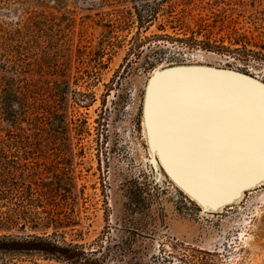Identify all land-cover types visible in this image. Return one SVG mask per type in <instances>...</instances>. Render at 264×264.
<instances>
[{"label":"rangeland","instance_id":"1","mask_svg":"<svg viewBox=\"0 0 264 264\" xmlns=\"http://www.w3.org/2000/svg\"><path fill=\"white\" fill-rule=\"evenodd\" d=\"M135 1L11 0L12 12L0 11L6 22L23 9L46 20L45 53L60 51L59 80L68 84L57 148L27 160L37 195L57 204L33 206V221L61 225L19 224L0 237H47L106 264H121L122 253L134 264H264V185L202 214L150 166L141 115L160 67L202 64L264 84V0H170L149 24L140 23ZM0 264L69 263L30 253L0 254Z\"/></svg>","mask_w":264,"mask_h":264},{"label":"bare ground","instance_id":"2","mask_svg":"<svg viewBox=\"0 0 264 264\" xmlns=\"http://www.w3.org/2000/svg\"><path fill=\"white\" fill-rule=\"evenodd\" d=\"M160 70L148 83L143 106L150 166L159 178L162 167L204 210L240 201L243 189L264 181V89L200 68ZM156 152L159 158L152 156Z\"/></svg>","mask_w":264,"mask_h":264},{"label":"trees","instance_id":"3","mask_svg":"<svg viewBox=\"0 0 264 264\" xmlns=\"http://www.w3.org/2000/svg\"><path fill=\"white\" fill-rule=\"evenodd\" d=\"M135 2L134 10L140 23L149 24L170 0ZM12 8L15 6L11 0H0V11L11 13ZM1 17L0 229H12L19 224L23 228L27 225L55 227L61 225L60 220L54 221L50 217L33 221V206L46 208L57 207V204L53 195H43L44 198L37 195L40 186L32 180L28 171L32 165L27 164V160L41 156L47 147L57 148L63 124V89L68 87L67 82L59 80L61 62L57 53L60 51L55 49V56L45 53L43 46L48 27L46 20L42 22V16L23 9L15 22L3 21ZM30 71L41 74V80L29 78ZM45 74L56 78L46 81L42 78ZM30 253L62 259L69 264H106L105 258L102 261L93 259L77 248L60 246L47 237L34 236L24 240L0 237L1 255ZM132 255L120 254L119 263L134 264Z\"/></svg>","mask_w":264,"mask_h":264},{"label":"water","instance_id":"4","mask_svg":"<svg viewBox=\"0 0 264 264\" xmlns=\"http://www.w3.org/2000/svg\"><path fill=\"white\" fill-rule=\"evenodd\" d=\"M177 68H200V69H204V70H207L209 72H213V73H220V74H227V75H231V76H235V77H239V78H242V79H245V80H248L249 82L261 87L262 89H264V84L258 80H256L255 77H252L250 75H247V74H244V73H240L238 71H233V70H228V69H214V68H211V67H203V66H194V65H176V66H171V67H160L158 69H161L160 72H166V71H171V70H174V69H177ZM156 70V69H155ZM154 70V71H155ZM152 72L149 80H148V83L150 82L151 78H152V75L156 72ZM148 83H147V86H148ZM146 90H147V87H146ZM146 93V92H145ZM145 98V96H144ZM144 106V104H143ZM260 185H264V181L262 182H259L251 187H248L246 189H243V191L241 192L240 195H242V197L245 195L246 192L250 191V190H255L256 188L260 187ZM239 195V198L241 197ZM193 200V199H192ZM237 201V200H236ZM236 201L234 202H229V203H226L222 206L221 210L223 208H226L232 204H235L237 203ZM195 202V201H194ZM239 202V201H238ZM197 204V203H196ZM198 205V204H197ZM199 206V205H198ZM199 208L201 209V213L202 214H209V213H216V212H219V211H208V210H204L203 208H201L199 206Z\"/></svg>","mask_w":264,"mask_h":264},{"label":"snow or ice","instance_id":"5","mask_svg":"<svg viewBox=\"0 0 264 264\" xmlns=\"http://www.w3.org/2000/svg\"><path fill=\"white\" fill-rule=\"evenodd\" d=\"M260 135L262 147H264V102L261 105V126H260Z\"/></svg>","mask_w":264,"mask_h":264},{"label":"flooded vegetation","instance_id":"6","mask_svg":"<svg viewBox=\"0 0 264 264\" xmlns=\"http://www.w3.org/2000/svg\"><path fill=\"white\" fill-rule=\"evenodd\" d=\"M141 115H142V117H143V103H142V105H141ZM161 170H162V172H163V174H164V176L165 177H167L168 178V176L166 175V173H165V171L163 170V168L161 167ZM169 179V178H168ZM170 180V179H169ZM171 181V180H170ZM172 182V181H171ZM180 190V189H179ZM181 191V190H180ZM182 192V191H181ZM183 194H185L184 192H182Z\"/></svg>","mask_w":264,"mask_h":264}]
</instances>
